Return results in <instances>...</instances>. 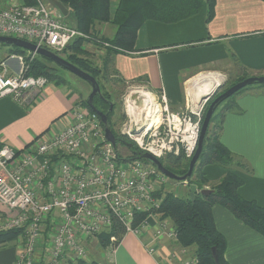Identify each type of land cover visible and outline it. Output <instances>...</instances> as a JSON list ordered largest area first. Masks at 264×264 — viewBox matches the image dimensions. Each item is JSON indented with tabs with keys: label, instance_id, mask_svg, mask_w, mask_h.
Here are the masks:
<instances>
[{
	"label": "built area",
	"instance_id": "built-area-1",
	"mask_svg": "<svg viewBox=\"0 0 264 264\" xmlns=\"http://www.w3.org/2000/svg\"><path fill=\"white\" fill-rule=\"evenodd\" d=\"M12 3L0 4L2 35L19 37L58 54L73 38L82 35L52 3ZM12 57L22 66L10 73L7 62L0 61V98L10 96L27 105L50 79L46 75H26L23 57ZM215 75L221 76V81L207 94L198 95L203 82L192 92V80L189 82L181 110L172 109L164 90L157 94L145 85L129 84L124 95L127 118L118 128L119 134L159 159L180 153L191 158L208 103L227 76L208 70L194 78ZM142 91L153 94L157 118L143 110L149 101L141 96ZM68 118L66 127L21 150L0 143V204L7 212L0 230H24L18 239L15 264L86 260L90 240L113 229L116 222L124 226L126 233L152 232L155 240L177 238L174 223L159 212V192L171 180L154 163L133 158L130 150L122 155L120 142L117 139L114 144L106 137L101 116L91 108L78 102ZM181 184L189 187L186 181ZM150 250L154 251L152 244ZM187 250L183 246L177 252L183 264H200L195 253L183 256Z\"/></svg>",
	"mask_w": 264,
	"mask_h": 264
},
{
	"label": "crops",
	"instance_id": "crops-1",
	"mask_svg": "<svg viewBox=\"0 0 264 264\" xmlns=\"http://www.w3.org/2000/svg\"><path fill=\"white\" fill-rule=\"evenodd\" d=\"M12 1L23 0H0V4L6 6ZM215 9L209 23L205 20L206 7L177 22L147 20L138 30L134 51L112 54L103 45L91 42L97 52L103 53V65L111 60L107 76H112V72L119 83L142 84L157 94L164 90L172 109L181 110L189 82L201 72L217 70L226 74L225 69L233 60L234 65L248 73L247 77L264 75V1L216 0ZM12 56L8 59L7 52L0 50V61L7 62L10 73L18 72L22 66ZM65 80H50L27 105L10 96L0 98V143L21 150L66 127L72 107L88 97L82 91L85 88L70 87L69 80ZM260 84L264 83H253L252 88L238 92L231 100L234 107L223 118L220 140L234 153L236 162L230 166L209 163L202 166V171L208 180L206 187L211 188L228 170H233L244 180L239 187L242 197L264 206V85ZM175 185L187 190L180 183ZM212 214L217 229L226 238L225 257L231 264H264L262 233L222 204H215ZM6 219V208L0 204V225ZM151 234L128 232L118 243L107 247H101L98 238H94L87 252L95 250L92 252L100 264H183L177 253L183 246L177 238L155 240ZM18 241L0 244V264H15ZM186 249L189 251L183 256L194 254V246Z\"/></svg>",
	"mask_w": 264,
	"mask_h": 264
},
{
	"label": "trees",
	"instance_id": "trees-1",
	"mask_svg": "<svg viewBox=\"0 0 264 264\" xmlns=\"http://www.w3.org/2000/svg\"><path fill=\"white\" fill-rule=\"evenodd\" d=\"M24 1L28 4L35 2V0ZM59 1L69 9V14L66 16L67 21L78 31L82 32V35L73 38L62 52L70 49L71 53L66 56V59L92 74L99 83L101 82L102 73L103 76H107L111 60L107 59L104 62V66H106L104 67V72L97 66L88 64L85 58L77 52L78 50L83 51L81 46L83 41H89L90 39V41L92 40L99 45L104 44L103 46L108 48L112 54L125 53V51L135 50L138 30L149 19L166 23L177 22L199 13L206 7L205 20L206 23H209L216 13V0H118L115 4L113 0ZM101 22H109L115 26V33L112 37L99 35L96 24ZM106 43L109 45H106ZM0 44L5 45V43L1 42ZM10 46L8 57L21 55L24 60V72L26 75H46L50 80H55L58 83L66 82L65 78L57 72L60 65L51 58L40 54L32 56V53L28 52L27 49L15 45ZM235 83L231 82L229 86ZM252 86L248 85L238 90L225 100L227 102L226 106L219 111L218 109L215 111L207 129L203 141V149L194 167L193 174L185 180L189 184V187H186L187 190L183 194H179L175 190H166V186H164V189L159 192V196L162 197L159 208L161 216L169 218L174 223L177 229L176 241L178 244L184 247H195L194 253L199 257L200 264H231L225 257L226 238L217 229L212 214V207L215 204L219 203L226 206L236 217L264 235V206L258 204L256 200L242 197L239 193V187L244 180L238 173L228 170L219 183L210 188V193H203V189L207 188L208 180L202 171V166L209 163L230 166V164L236 162L234 153L220 140L219 134L223 128L225 113L234 107V104L231 103L234 95L240 91L250 89ZM103 99V96L96 94L93 104L106 112L108 126L112 129L118 141L128 146L133 158L139 157L149 162L144 157L145 152L139 149L134 142L119 134L113 119L114 111L118 107L116 102L114 107L111 108L110 102L105 99L106 102H104ZM80 102L83 106L91 108L87 98H82ZM212 123H215L216 126L212 127ZM167 157H170L167 162L161 159L167 168L181 175L188 171L191 158H187L183 153L179 155L170 154ZM169 179L180 183V185L183 182ZM192 184L197 186L194 200L190 197V186ZM142 216H145V214ZM23 232L24 230L21 229L0 230V244L19 239ZM124 234H126L124 226L116 222L113 225V229L98 235V241L101 247H107L111 243H118ZM78 264L100 263L97 260L87 262L85 259H80Z\"/></svg>",
	"mask_w": 264,
	"mask_h": 264
},
{
	"label": "water",
	"instance_id": "water-1",
	"mask_svg": "<svg viewBox=\"0 0 264 264\" xmlns=\"http://www.w3.org/2000/svg\"><path fill=\"white\" fill-rule=\"evenodd\" d=\"M54 5L59 8L61 10V12L64 15H68L69 14V9L59 0H53ZM0 42L1 43H5V44H9V45H15V46H19L25 49H28L30 51H36L37 54L40 55H44L46 57L51 58L55 63H57L58 65L70 70L71 72L75 73L76 75H78L79 77L83 78L84 80L88 81L91 84L92 90L90 92V94L88 95L87 101L88 104L90 105V107L97 112L100 116L101 119L103 121V123L105 124V134L106 137L112 141L114 144H116L117 142V137L114 134V132L112 131V129L107 125L108 123V116L105 112L101 111L100 109H98L94 104H93V99L94 96L96 94H101V86L100 83L98 82L97 78L94 77L92 74L88 73L87 71L83 70L82 68H80L79 66L75 65L74 63L68 61L67 59H65L63 56H61L60 54L52 51L49 48L46 47H39L36 44L29 42L27 40L21 39L19 37L16 36H6V35H2L0 34ZM253 83H264V75L261 76H250V77H246L238 82H236L235 84L231 85L230 87H228L227 89H225L224 91H222L220 94L218 93L223 86L226 83L221 84L217 90L213 93L212 95V101L209 104L202 126H201V131H200V136H199V140H198V145L196 148L195 153L193 154V156L190 159V163H189V168L188 171L185 174H177L174 171H172L171 169L167 168L164 163L162 162L161 159L153 156L151 153L146 152L144 153V157L154 163L168 178L171 179H175V180H179V181H185L187 180L192 174H193V170L194 167L200 157V154L202 152L203 149V141L207 132V129L209 127V124L211 122V119L215 113V111L217 110V108L219 107L220 103L226 99H228L229 97H231L234 93H236L238 90H240L241 88L248 86L250 84ZM111 107H112V102L110 103ZM197 191V186L195 184H192L190 186V197L192 198V200H194L195 198V194ZM211 192L210 188H205L203 189V193L208 194ZM214 253L215 256L217 258L216 255V251L214 249Z\"/></svg>",
	"mask_w": 264,
	"mask_h": 264
},
{
	"label": "rangeland",
	"instance_id": "rangeland-1",
	"mask_svg": "<svg viewBox=\"0 0 264 264\" xmlns=\"http://www.w3.org/2000/svg\"><path fill=\"white\" fill-rule=\"evenodd\" d=\"M46 1H47V3L54 4L53 0H46ZM117 1L118 0H113V3L115 4ZM12 2H16V1H12ZM12 2L10 4H13ZM23 2H26V1L23 0ZM10 4H8V5H10ZM103 25H104V23H102V22L96 24V29L99 32V35L105 36V37H112L115 33V26L112 23H109V24L104 25L105 28L102 29ZM87 38L89 39V37H87ZM102 45H104V44H102ZM81 46L83 48V51L78 50L77 51L78 54L80 56L84 57L85 61L88 64H90L91 66H95V67L97 66V68L102 69L104 72V67H106V66L103 65V56H102L103 53L96 51L97 46L95 45V43L91 42L89 39V41H83ZM10 49H11V46L9 44H5V45L0 44V50L2 51V53L7 52V55H8L9 54L8 52L10 51ZM29 51L30 50H28V52ZM70 53H71V50L69 49L66 52H61L60 55L66 59V56ZM10 57L11 56H9L8 59ZM239 69H240L239 66L234 65L233 60H231L229 63V67L225 69V72L227 75V77H226L227 80L224 83H226V84L223 86L222 90L218 92L219 94L222 91H224L225 89H227L228 87H230L229 84H231V82H237L239 79H242L243 77H246L248 75V73L245 70H241V69L239 70ZM57 70H58L57 72L60 75H63L65 78H67L69 80L68 85L70 87H74V88L79 87L81 89L85 88L82 91L86 95L85 97H88V95L90 94V92L92 90L91 84L88 81L82 79L81 77H79L75 73L71 72L70 70H68L62 66H58ZM214 71H217V70H214ZM110 74L112 76H106L105 77V76H103V73H102L101 82H100L101 83L100 86L102 85L101 86V92L102 93L100 95L103 96V98L106 101H110L113 104H115V102H116L118 107L114 111L115 114L113 116V119H114L116 127L119 128L121 126V124L123 123V121L127 118V116L125 117L126 113L124 111V95L127 93V89H128L127 86L131 83H129V84L119 83L118 80H116L114 73L112 74V72H110ZM248 77H250V76H248ZM237 94H235L234 97H236ZM104 99H103V101L106 102ZM224 103H225V100L217 108L218 111L221 109V107ZM101 107L104 108L103 106H101ZM103 112H105V111H103ZM211 126L213 127L216 125H215V123H212ZM118 146L120 148V153L122 155H128L129 154V148L127 147V145L120 143ZM169 158L170 157H164L163 159H164V161L167 162ZM149 163L153 164L150 161H149ZM170 183L171 184H169V183L166 184V190L167 189L175 190V192L179 193V194L184 193V191L182 190V188L180 186L175 185L176 182L171 181ZM192 249H193V247H192ZM192 249H191V252H194V250H192ZM92 251H95V250H92ZM92 251L90 250L89 253L87 254V259H86L87 262H91V261L97 259L96 255H94V253ZM102 251H105V249L103 248ZM187 251H189V249ZM79 261L80 260L75 261V262H73V264H78Z\"/></svg>",
	"mask_w": 264,
	"mask_h": 264
},
{
	"label": "bare ground",
	"instance_id": "bare-ground-1",
	"mask_svg": "<svg viewBox=\"0 0 264 264\" xmlns=\"http://www.w3.org/2000/svg\"><path fill=\"white\" fill-rule=\"evenodd\" d=\"M200 76H198L196 79H194L193 81L190 82L189 85V89L190 92L194 91V89H197L199 86L201 87V83L203 82L204 86L202 87L201 91L198 92V95H203V94H207L209 92L212 91L213 86L218 84V81H221V76L219 77L218 75L215 76H211V77H207L206 79H199ZM200 89V88H199ZM136 94L140 93V91H135ZM143 94V95H142ZM147 96L149 103L145 105V107L143 108V110H145L148 115H152V116H156L157 118V114H156V106L153 103V94L149 93V92H144L142 91L141 96ZM199 98V97H197ZM154 118V117H153Z\"/></svg>",
	"mask_w": 264,
	"mask_h": 264
},
{
	"label": "flooded vegetation",
	"instance_id": "flooded-vegetation-1",
	"mask_svg": "<svg viewBox=\"0 0 264 264\" xmlns=\"http://www.w3.org/2000/svg\"><path fill=\"white\" fill-rule=\"evenodd\" d=\"M221 90H222V89H221ZM221 90H220V91H221Z\"/></svg>",
	"mask_w": 264,
	"mask_h": 264
}]
</instances>
